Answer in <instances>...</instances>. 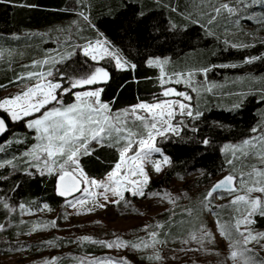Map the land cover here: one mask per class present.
Instances as JSON below:
<instances>
[{
  "label": "trees",
  "instance_id": "trees-1",
  "mask_svg": "<svg viewBox=\"0 0 264 264\" xmlns=\"http://www.w3.org/2000/svg\"><path fill=\"white\" fill-rule=\"evenodd\" d=\"M224 1L238 11L229 15L222 10L209 23L216 15L213 9ZM251 1L255 4L250 5ZM245 4H238L236 0H0V51L3 53L0 92L28 84L32 79L27 77L28 73L42 71L54 73L55 79L67 88L70 85L65 77H83L95 67H103L110 79L92 87L103 89L101 100L110 105L113 113L140 102L152 103L165 98L161 95L165 86L159 83V68L147 64L150 57L171 56L178 62L176 65L180 67H175L169 75L191 71L201 76V69L210 68L207 76L215 83L211 91L204 90L201 95L190 92L194 115L196 111L202 115L196 119L177 115L174 123L181 127L179 136L169 133L167 139L157 138L156 145L171 158V164L159 178L151 180L147 190L159 191L188 173L196 174L195 185H208L230 166L229 160H237L236 154L233 155L235 150L225 151L224 146L239 145L246 139L259 140L260 129L264 128V59L244 63L247 58L264 56V2L245 0ZM140 12L145 15L139 17ZM172 25L176 27L173 29ZM101 38L107 39L136 68L118 70L112 59L97 62L86 57L83 46ZM44 60L50 62L33 65V61ZM21 76L24 79H17ZM69 94H61V99L70 101ZM241 101L240 107H234ZM0 114L9 124L5 137L10 140L0 144V161L12 162L0 167V198L9 205L4 208L0 203V224L4 225L0 231V251L11 255L28 250L38 256L45 253L47 243L32 242L27 246L19 243L18 232L29 220L23 222L22 213L15 208L24 203L39 214L47 204L50 212H56L66 198L56 192L55 175H40L35 168H29V161L23 156L39 142L35 130L27 127L28 120L11 123L3 112ZM253 128L258 131L253 133ZM204 139L209 141L208 145L201 143ZM90 147L93 153L81 156L80 165L88 176L102 179L118 161V152L107 146L91 144ZM29 171L31 175L26 174ZM204 197L192 207L189 204L184 209L165 210L156 215L145 237L151 240L150 233L156 232V239L164 243L155 244L158 250L155 253L132 248L136 261L158 263L149 257L183 238L196 226L201 213L208 214L209 209L229 224L235 210L229 204H216L214 195L205 207ZM54 221L57 225L59 219ZM253 221L254 229H264V216L255 214ZM157 224L162 227H156ZM48 238L59 246L71 248L63 249L59 260L52 264H69L64 256L75 249L68 244L72 245L74 240L59 235L56 226ZM239 238L233 235L234 240ZM86 243L95 252L104 249L99 243ZM255 253L256 258L261 257Z\"/></svg>",
  "mask_w": 264,
  "mask_h": 264
},
{
  "label": "snow or ice",
  "instance_id": "snow-or-ice-1",
  "mask_svg": "<svg viewBox=\"0 0 264 264\" xmlns=\"http://www.w3.org/2000/svg\"><path fill=\"white\" fill-rule=\"evenodd\" d=\"M10 2V0H4ZM264 2V0H262ZM236 3L247 6L245 0H236ZM20 7H35L34 5H18ZM226 11L229 15L235 14L237 8L228 3H223L219 7L214 8L215 16L209 20L216 19V16L221 12ZM80 15L87 20L88 17L83 13ZM145 13H138L139 17H143ZM94 27V26H93ZM176 26L172 25L174 29ZM103 35L102 33L100 34ZM211 35V33H209ZM106 45H108L106 47ZM236 47V45H232ZM248 45H244L247 47ZM110 42L106 40L97 39L94 43L88 42L83 46V52L86 57L91 60H103L106 57L115 60V67L118 70H134L136 65L131 61L124 58L117 50L109 51ZM72 53H69L71 56ZM3 53L0 51V56ZM63 59V58H62ZM264 59V56L247 58L244 63H252L255 60ZM49 60L33 61L36 64H48ZM169 63L168 58H149L147 64L155 66L160 69L159 83L163 87L172 79L165 73L164 66ZM237 65H222V67H236ZM27 67V66H26ZM200 71L207 73L211 71L210 68H204ZM53 73H28L27 77L37 78L38 82L27 86L25 90L17 93L14 96L6 97L0 100V109H3L9 116L12 122H18L26 117L33 116L35 113H40L34 119L27 121V127L35 130L37 140L39 143L25 153V156H30L31 160L29 168H35L40 175H55L57 178L56 192L61 197L72 196L74 192L83 191L89 193L95 200L97 196H102L107 203L119 204L125 199L124 193L131 192L133 196H146L145 188L150 183V177L146 170V164H151L156 173L162 171V164L170 165L171 160L168 156H163L161 160H153L154 153H161V149L156 146L157 138L167 139L168 134H175L179 136L181 128L172 121L177 115L188 116L193 119L199 118L202 115L199 111H192L191 105L184 101H191L192 97L185 92H177L174 88L164 87L161 95L163 97H182L181 99H162L153 103L140 102L131 106L128 109H123L118 113H112L110 105L101 100V93L103 89L97 88L95 90H88L83 92H75L72 90L83 87L85 85H95L101 82L106 83L109 79L108 71L103 67H95L94 70L86 76L79 78L65 77L68 80L70 87H63L61 83L54 82L51 79ZM183 73H174L173 76L177 77L175 83L180 84ZM194 73L187 74L188 80L184 81L190 84L191 77ZM17 79H24L23 76ZM3 87V86H0ZM211 91V88L207 89ZM71 93L74 95V102L65 105L61 98H58L57 92ZM192 91H196L195 88ZM264 100V96H262ZM53 102L59 106L47 107ZM241 102L237 103L234 107H240ZM44 109L43 112L41 110ZM131 122V126H130ZM8 130L7 124L3 118H0V135H3ZM196 131V129H193ZM253 133L258 131L257 128L251 130ZM262 134L259 137V142L264 143V128H261ZM95 142L100 147L115 148L118 152L119 159L115 163L111 171H109L104 180L97 181L90 178L84 172L80 165V157L83 155H91L94 149L90 145ZM208 145L209 141L204 139L202 142ZM253 144L252 139H246L242 145H225L224 150L242 148ZM245 155L247 153H244ZM235 156V151H233ZM261 163L264 164V151L257 153ZM11 164V161L6 162ZM232 165L233 161H228ZM4 163H0V167H4ZM26 174L31 175L29 171ZM259 177L253 179V177ZM251 181V186H249ZM237 182L239 187H237ZM82 184L90 185L92 188L101 189L99 193L90 192L89 188L81 189ZM260 185V186H257ZM223 190L229 194L235 192H244V194L235 195L231 201V205H239L243 203L245 206L243 210L239 207L236 208L240 212V217L235 220L234 224H223L217 220V227L221 236L230 241L228 247L231 249L228 259L233 261V264H264V261L257 260L255 250L248 247L249 244L264 239V233H253L250 225L254 223L251 217L254 214L264 216V199L261 196H252V193L259 192L264 194V171H257L255 168L250 173H240L239 177L232 173L224 176L219 180L204 197V206L208 207L210 198L218 191ZM151 195H159V193H152ZM116 197L117 199H110ZM165 198L174 203L168 193H164ZM0 203L4 208H9V205L0 198ZM66 204L76 208L77 205L84 206L86 201L83 199H76L73 203L66 199ZM98 207H105L106 204L97 203ZM21 210L25 209L23 204L19 205ZM44 209L51 210L47 204L43 206ZM89 208L88 211H92ZM211 210V209H209ZM79 214V213H77ZM66 218V217H65ZM56 226L55 221H49L43 225H36L32 231H36L38 227ZM243 226V230H242ZM147 227V226H146ZM156 227H162L157 224ZM4 230V225L0 224V231ZM237 235L240 239H233V235ZM158 233H150L152 240L151 245L143 239L140 243H131L122 241L117 237L113 241H92L99 243L105 247H128L140 248L141 246L147 248L155 246V244H162L164 241L156 239ZM81 240L91 241V237H81ZM189 239L195 241L204 247L205 241L212 242L214 239L211 232L201 228L200 235L195 232L189 234ZM47 244L54 243L53 241H46ZM184 243H188L185 240ZM264 248V245H261ZM56 258H53V262ZM149 259L160 260L162 257L159 253L149 257ZM45 264H52V262L45 261ZM96 264H100L99 261ZM115 264V262H113Z\"/></svg>",
  "mask_w": 264,
  "mask_h": 264
},
{
  "label": "rangeland",
  "instance_id": "rangeland-1",
  "mask_svg": "<svg viewBox=\"0 0 264 264\" xmlns=\"http://www.w3.org/2000/svg\"><path fill=\"white\" fill-rule=\"evenodd\" d=\"M224 3L228 2L224 1ZM252 4H255V2L251 1L250 5ZM100 40L108 41L105 38H101ZM95 41L92 42L94 43ZM107 46L108 45H106V47ZM110 46L111 47H109V51H112L113 49L117 50L111 43ZM155 57H159L161 59L168 58L169 60V63L164 66V70L168 76L172 77V79L169 81V83L164 85L165 87L174 88L177 92H185L187 95L191 96L190 92H195L197 95H201L204 90L212 88L215 84L208 78L207 73L203 72L202 75L199 76L198 73L192 72L194 73V75L191 77V86H189V83L184 81L188 80L187 74L191 71L184 72V75L180 77L182 82L180 84H177L175 83V79L177 77L169 75L168 73H170L171 70L175 69V67H180L179 65H176L179 63L176 62L171 56ZM107 59L110 58L106 57L103 60ZM103 60L98 59L97 62ZM113 62L115 63V60H113ZM40 73L47 72L42 71ZM54 76L55 75L53 73V75L51 77H48L47 79H51L54 82H59L63 86V83L61 81L56 80ZM37 82V78H32L28 84L18 86L14 89L2 91L0 92V100L6 97L14 96L17 93H20L25 90L27 86H31ZM193 88H195L196 91H192ZM95 89L97 88L92 87V85H85L83 87H79L76 91L72 92H83ZM61 94H63V92H57L58 98H61ZM67 99H70V101H63L65 105L73 103L75 98L73 94H69L67 96ZM164 99L183 100L182 97L176 96L167 98L165 97ZM184 102L190 104L191 108L193 109V105L190 101ZM53 106L59 105H56V103L53 102L47 107L51 108ZM43 111L44 109L41 110V112ZM0 112H3L10 120L8 114L3 109H0ZM118 112L116 111L113 113L115 114ZM39 115L40 113H35L33 114V116L26 117L23 120L26 121L34 119L36 116ZM174 120L172 121L173 124H175ZM10 122L15 123L11 120ZM35 134L36 136L38 135L36 132ZM4 138L5 139L0 140V144L3 143V141H10L8 136H4ZM92 144L94 146H98V144L95 142H93ZM240 145H242V143L237 146ZM260 151H264V143L259 142V140L253 141L252 145L243 146L242 148L235 149L237 160H232V165L226 167L222 174L217 177H214L210 181V183L205 186L199 187L198 185H195L196 183L194 181L197 178L196 174L188 173L184 176H178L177 178L173 179L170 183V186L164 187L159 191L151 192L148 191L146 187L145 192L148 193V195L143 197L133 196L131 192H125V199L119 204L107 203L104 201L102 196H97L94 200L93 197L89 195V193L83 191H79L76 195L66 198L67 200H70L73 203L76 202L77 198L85 200L86 204L83 207L77 205L76 208H73L66 204L65 199V202L60 210L56 212H50L49 210L43 208V206L45 205L44 204L41 207L39 214H35L26 204L19 203L15 209L22 213V221L26 222L27 220H29V223L25 226V228L18 232L17 240L19 241V243L25 244L26 246L32 242L53 241L54 243L44 245L45 253H39L38 256L28 250H20L11 255H6V253L1 250L0 264H45V261H49L52 263L58 261L60 255L63 254L62 250L65 249V251H69L71 250V248L67 245L59 246L56 244V241L48 238L49 233L53 231V227H38L36 231H32L34 226L43 225L49 221H54L55 219H59V222L56 225L57 233L61 236L71 237L74 240L72 241V245L70 242L68 243L70 246H73L72 248L75 249H72V251H70L71 253L68 252L67 256H64V259L66 260L65 262H68L69 264H96V262L99 261L100 264H113V262H115V264H140L136 261L137 258H134L135 252L132 250L131 246L113 248H108L104 246L103 250H101L100 252H95L87 245L86 241L81 240L80 238L87 236L92 238L91 241L98 240L99 238V241H113L117 237H119L122 241L137 244L141 242V239H143V241L151 245L152 241L149 239V237H145V235L147 234V228L149 227L150 221L156 215L160 214V212L165 210H181L186 208V206L189 204L190 207H192L193 204L202 201L200 199L201 196H205V194L213 187L217 180L230 173L239 177L240 173L247 174L253 172L254 168L257 171H264V164L261 163L260 157L259 155H257V153H259ZM244 153L247 154L245 155ZM163 156L168 155L162 150L161 153H154L152 159L162 161ZM25 160L30 161L31 157L26 156ZM244 162H247L249 165L246 167L242 166ZM0 163L6 162L0 161ZM169 166L170 165L162 164V171L160 173H156L150 163L146 164V170L150 177V182L153 179L159 178ZM105 177L102 179H94H96L97 181H101L104 180ZM258 178L259 177H253V179ZM249 186H251V181H249ZM80 187L81 189L89 188L90 192L99 193L100 191H102L101 189L92 188L90 185L87 184H82ZM237 187H239L238 182ZM222 192H216L214 194L215 202L216 204H229L232 209L235 210L236 213L231 214L232 216L229 221V224H234L235 220L240 217V212H237L236 208L239 207L241 210H243L245 206L243 205V203L239 205H231V201L235 195L244 194V192L241 191L231 194L228 193L227 195H222ZM152 193H159V195H151ZM164 193H168L171 196L172 200H174V203L170 202L169 199L165 198ZM252 196H261L262 199H264V194H261L259 192L252 193ZM110 199L117 198L110 196ZM97 203L106 204V206L101 208L97 206ZM20 204H23L25 206L24 210L20 209ZM89 208H92L93 210L88 211ZM201 214L202 215L198 217V220L196 221V226L192 230H190L189 233H187L183 238L179 239L173 245L169 247H164L163 251L159 252V255L162 257V259L158 260V263L156 264H233V261L228 259L229 253L231 251V249H229L228 247L230 241L220 235L219 229L217 227L218 219L221 223H226L222 222V220L218 216L215 217L214 212L211 210L208 212V214L206 211ZM253 216L251 217L252 220ZM201 228L211 232L214 237L212 242L205 241L203 248H201L200 245L197 244L195 241L189 239V234L193 232H195L199 236ZM250 229L254 234L264 233V229H254L252 227V224L250 225ZM110 231L113 232H111L110 235H107ZM185 240H188V243H184ZM78 245L81 246L79 247ZM261 245H264V239L260 240L259 244L253 242L249 244L248 247L253 248L259 253V255H261V257L257 258V260L264 261V248H262ZM139 249L147 250L148 252L152 253L158 251L156 249V245L149 246L147 248L143 246L138 249L135 248V250ZM53 258H56L54 262Z\"/></svg>",
  "mask_w": 264,
  "mask_h": 264
},
{
  "label": "water",
  "instance_id": "water-1",
  "mask_svg": "<svg viewBox=\"0 0 264 264\" xmlns=\"http://www.w3.org/2000/svg\"><path fill=\"white\" fill-rule=\"evenodd\" d=\"M0 118H3L4 120H5V122H6V124H7V128H8V130L3 134V135H0V140L8 133V131H9V124H8V122H7V120L0 114ZM223 178V177H222ZM222 178H220L219 180H221ZM219 180H217L216 182H215V184L219 181ZM214 184V185H215ZM213 185V186H214ZM223 190H218L217 191V193L218 192H222ZM79 191H77V192H74L73 193V195L72 196H74V195H76L77 193H78ZM72 196H69V197H72ZM69 197H67V198H69ZM63 198H65V197H63Z\"/></svg>",
  "mask_w": 264,
  "mask_h": 264
}]
</instances>
